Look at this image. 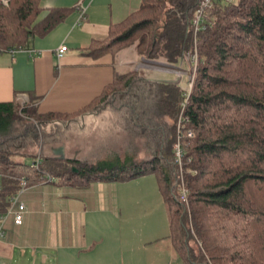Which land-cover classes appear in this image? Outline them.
Masks as SVG:
<instances>
[{"label": "trees", "instance_id": "obj_1", "mask_svg": "<svg viewBox=\"0 0 264 264\" xmlns=\"http://www.w3.org/2000/svg\"><path fill=\"white\" fill-rule=\"evenodd\" d=\"M204 1L144 0L89 52L115 56L137 44L141 56L170 66L190 58V91L179 78L133 71L116 75L91 105L71 115L41 114L16 100L0 103V214L22 180L84 186L154 175L183 264H264V0H214L197 29ZM70 13L44 9L41 0L0 3V54L29 49ZM106 110L145 140L149 157L103 168L33 152L41 142L45 150L60 140V130L47 127ZM182 178L188 205L181 200Z\"/></svg>", "mask_w": 264, "mask_h": 264}, {"label": "crops", "instance_id": "obj_2", "mask_svg": "<svg viewBox=\"0 0 264 264\" xmlns=\"http://www.w3.org/2000/svg\"><path fill=\"white\" fill-rule=\"evenodd\" d=\"M143 1L41 0L44 9H70L71 13L49 34L33 39L29 49L0 54V103L36 100L41 114L71 115L91 105L116 75L139 71L137 67L145 61L136 46L101 58L89 52L94 42L108 38L113 25L137 12ZM79 3L86 8L80 22ZM62 46L68 52L58 58ZM140 72L152 79H175L158 71ZM68 129L76 135L74 144L107 131L127 139L111 110L78 116ZM106 135L102 145L92 147L87 142L74 155H70L73 147L64 145V158L56 153L62 146L53 148V155L78 161L79 166L103 168L129 157L133 163L143 159L140 152L139 158L138 152L121 149V143L106 145ZM151 176L84 186L55 180L21 188L14 197L19 195L26 207L22 225H16L14 215H9L13 197L7 211L0 214V264H154L160 258L176 262L179 256L169 238L168 208L157 178Z\"/></svg>", "mask_w": 264, "mask_h": 264}, {"label": "rangeland", "instance_id": "obj_3", "mask_svg": "<svg viewBox=\"0 0 264 264\" xmlns=\"http://www.w3.org/2000/svg\"><path fill=\"white\" fill-rule=\"evenodd\" d=\"M4 6V5H3ZM134 46L137 47V44H135ZM144 61H145V65H140V67H137V70L140 71H146V70H152V71H158L160 73H164V74H171L173 75L174 77H176L177 79L179 78L182 82V86L184 87L185 90L187 91H190L191 90V82L193 81L194 79V72H193V68H192V60L190 58H186L183 65H178V66H170V63L167 62L166 60L164 59H160V60H150L146 57H144ZM143 62V61H142ZM153 62L157 64H154L153 65ZM144 63V62H143ZM159 63V64H158ZM163 63V64H162ZM170 70L171 73H168L167 71ZM166 71V72H165ZM144 73V72H142ZM20 105L22 107H26V106H34L36 107V100H20L19 101ZM120 122V121H119ZM72 122H69L68 124H63V123H58V124H54V125H51L49 127H47V131H55L57 129L60 130V133H61V136L59 137L60 140H58V142L56 144H49V145H45L44 146V149L43 150V143L41 142V144L34 148L33 152L35 153H38V155H42L44 151H46V153H48L49 155H53L52 154V149L53 148H58L60 146H66L69 148L73 147V150L72 148L70 149V155H74V152L75 150L77 149H82L81 146L84 145V144H87V145H93L96 143L99 145H102L104 143V139L102 140V137L104 135V133H107L109 135H106L107 136V139L105 140V143L106 145H115V143H121V145L123 146L121 149H124V148H128L126 150V152L130 153V154H133L135 152H140L141 154V158H143L142 160L140 161H144L145 158L149 157L148 155V152L146 151V148H145V140H143V138L139 135H131L128 131H126V129L124 128V124L121 122V126L123 127V130H125L127 132V139H124L126 137L124 136H115V134H110L109 131L107 132H104V133H93L91 134V137L90 138H87L84 139V140H77L76 141V144H74V140H75V137L76 135H73L72 131H69V127L71 125ZM69 126V127H68ZM120 138H122L121 140H119ZM99 141V142H97ZM89 142V144L87 143ZM118 149V148H117ZM125 153V152H124ZM140 154H139V158H140ZM88 157V156H86ZM84 156V158H86ZM91 157V156H89ZM74 167H76L74 165ZM153 179H156L154 178V176H151ZM177 257V256H176ZM174 260H177V259H174ZM154 264H183L182 261L180 260V258H178V260L176 262H172L170 261L169 259H163V258H160L158 260H155Z\"/></svg>", "mask_w": 264, "mask_h": 264}, {"label": "built area", "instance_id": "obj_4", "mask_svg": "<svg viewBox=\"0 0 264 264\" xmlns=\"http://www.w3.org/2000/svg\"><path fill=\"white\" fill-rule=\"evenodd\" d=\"M214 0H205L201 6H200V10L198 11V14L196 16V19L194 21V25L197 27V29L200 27V23L203 21V17L205 15L206 9L208 7H211L213 4ZM0 3L4 6H9L10 4V0H0ZM77 11H79L80 14V18H79V22L83 20V18L85 17L86 14V8L84 7V5L82 3H79L76 6ZM15 50L11 51L14 52ZM68 52V48L66 46H62L58 51H57V56L58 58H62L65 56V54ZM157 64L153 62V65ZM159 64V63H158ZM163 64V63H162ZM168 70V69H166ZM166 72V71H165ZM168 73H171L170 70L167 71ZM172 74V73H171ZM191 89L193 87V81L190 84ZM176 151H177V156L179 161H181V157H182V150L179 144L176 145ZM39 165V163H37V166ZM182 166V165H181ZM49 181H53L52 179H50ZM181 184H182V196H181V200L188 205V190L186 189V181L184 178H182L181 180ZM22 185V189H26L27 186V181L26 180H22L21 182ZM11 203H12V207L9 210V215H14L15 217V223L16 225H22L23 223V219H24V213L26 211V207L23 203L20 202V196H16L13 197L11 199ZM17 207V208H16ZM2 232V227L0 228V234Z\"/></svg>", "mask_w": 264, "mask_h": 264}, {"label": "water", "instance_id": "obj_5", "mask_svg": "<svg viewBox=\"0 0 264 264\" xmlns=\"http://www.w3.org/2000/svg\"><path fill=\"white\" fill-rule=\"evenodd\" d=\"M56 153H58L59 155H61L64 158L65 148L62 146L60 149L56 150ZM74 171H76V170L74 169Z\"/></svg>", "mask_w": 264, "mask_h": 264}]
</instances>
